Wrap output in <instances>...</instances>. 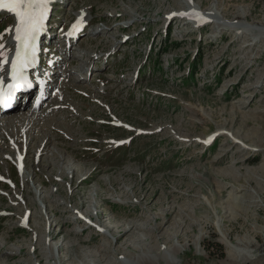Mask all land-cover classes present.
<instances>
[{"label": "rangeland", "instance_id": "374dc122", "mask_svg": "<svg viewBox=\"0 0 264 264\" xmlns=\"http://www.w3.org/2000/svg\"><path fill=\"white\" fill-rule=\"evenodd\" d=\"M81 9L92 25L57 52L76 58L56 76L73 70L72 84L36 115L21 112L29 127L21 113L1 118L0 173L18 187L0 182V264H264V0H59L55 33ZM194 13L211 18L196 25ZM1 14L2 45L15 21ZM90 50L104 57L87 63ZM115 116L151 131L121 155L109 138L139 132L113 126ZM128 221L136 227L117 238L113 226Z\"/></svg>", "mask_w": 264, "mask_h": 264}, {"label": "snow or ice", "instance_id": "6c2138e0", "mask_svg": "<svg viewBox=\"0 0 264 264\" xmlns=\"http://www.w3.org/2000/svg\"><path fill=\"white\" fill-rule=\"evenodd\" d=\"M2 9L13 13L18 21L15 28V40L18 42L16 57L11 65L13 83L7 86L8 92L4 91V82L0 79V104H5L11 100L17 88L29 83L26 70L35 63V42L44 27L48 0H0V10ZM2 48L0 45V49ZM0 56L4 57L5 63L8 62L5 53L0 51Z\"/></svg>", "mask_w": 264, "mask_h": 264}, {"label": "bare ground", "instance_id": "6f19581e", "mask_svg": "<svg viewBox=\"0 0 264 264\" xmlns=\"http://www.w3.org/2000/svg\"><path fill=\"white\" fill-rule=\"evenodd\" d=\"M48 7H49V3H48ZM184 10H186V11H183V12H181V14H185L184 15V17H187L188 15H191V11H188V9H184ZM5 12H9V11H7V10H5ZM135 12V11H134ZM1 13V12H0ZM11 13V12H10ZM131 17H134V18H136L137 16H135V14L134 13H128ZM84 16H86L87 17V14H83L82 15V19L80 18V20L78 21L79 23H78V25H74V26H76L77 27V29H79V28H85V25H86V22H84L85 20H86V17H84ZM191 18H193V19H195V22H196V24L198 25L199 23H203L202 21H204L205 19H209V18H211V17H208V15H198V16H196V15H194V16H192ZM14 19H16V17L15 16H13V17H8L7 18V22H10V21H12V20H14ZM91 21V20H90ZM81 22H83V23H81ZM81 23V24H80ZM222 25V24H221ZM5 26V25H4ZM3 26V27H4ZM0 30H1V28H0ZM80 33H82V32H80ZM12 34V33H11ZM11 34H10V36L9 37H7L5 40H4V42H3V45L5 46V48H3V50H0V51H2L3 53L4 52H6L10 47H12V45H13V42L15 41V37H13L12 39H11ZM53 34V33H52ZM51 33L49 34L50 36L52 35ZM6 36H7V33H6ZM5 37V36H4ZM57 45V44H56ZM62 45H64V44H62ZM58 55H60V54H58ZM58 62H60V60H57ZM8 66V67H7ZM9 68V61L7 62V63H5V62H2L1 63V66H0V79H2V77H3V75H4V73H5V71H7V69ZM62 68H64V67H61V65H56V67H54V68H52V70L56 73V74H59L60 73V71H61V69ZM51 69V68H50ZM47 75V74H46ZM63 75V74H62ZM46 79H48V81H47V83L46 84H48V86L49 87H52L53 85H54V82L52 81V78L51 77H46ZM58 84L55 82V86L54 87H56ZM29 87H32V84L30 83L29 84ZM34 88H35V86L33 87V88H29L28 90H20V91H17V97H16V100H15V102L11 105V107L10 108H8V109H4L3 110V116L4 117H7V116H10V115H12L13 113H21V112H26V114L28 113V114H31V113H29V112H27V111H22V108H24L25 107V104H27L28 102H30L31 100L29 99V96H30V94L32 93V91L34 90ZM36 88H39V90H40V87H39V82L38 83H36ZM51 91V92H50ZM47 92H50V93H52L53 91L49 88L48 90H47ZM38 93V89L36 90V93L35 94H37ZM57 95H58V92H56V94H55V96H56V98H57ZM30 104V103H29ZM29 104H28V106H29ZM5 114V115H4ZM22 114V113H21ZM32 115V114H31ZM18 117V119L19 120H21L20 118H22V119H24L26 122H27V126L29 127L30 126V121H33V118H31L30 116H29V118H31L30 120L29 119H26V116H25V114H22L20 117L19 116H17ZM21 121H23V120H21ZM19 126H20V124H18ZM27 126H25V127H27ZM30 128H25V130H29ZM31 139V138H30ZM205 144H206V146H208L209 144H210V141L209 140H207L206 142H205ZM24 161L26 160V156L24 157V159H23ZM94 174H95V172H94ZM92 172L88 175V178H93L95 175H94ZM86 179L84 178V179H82V181H85ZM16 182V181H15ZM18 183V182H17ZM81 183V182H80ZM3 186H5V185H3ZM71 210V209H70ZM73 211V210H72ZM168 214V213H167ZM30 216V215H29ZM72 216V215H71ZM76 217V219L77 220H81V217L78 215V216H75ZM74 217V218H75ZM24 221H26V216H24ZM57 223V222H56ZM87 223H91V222H87ZM124 223V224H123ZM122 224L121 223H118V224H116L115 226H113V228H112V230L113 231H116V232H118V236H117V238H127V236H128V233H130L131 232V230H133L135 227H136V225L135 224H131L132 222L131 221H128V222H123ZM127 224V225H126ZM165 224V222H162V223H159V225H157L156 227H154V229L155 230H157L158 232H160L161 230H163V225ZM57 226V225H56ZM89 227L90 226H84V228H83V231H85L86 229H89ZM64 229V228H63ZM82 231V232H83ZM52 233H53V237L55 236L56 237V233H58L56 230L54 231H52ZM148 234V233H147ZM228 233H226V235H227ZM150 236H152V234H150ZM228 236V235H227ZM54 237V238H55ZM228 239V238H227ZM83 241V240H82ZM245 243V242H244ZM244 245V244H243ZM152 247V246H151ZM145 251H146V248L144 249ZM150 250H151V248H150ZM149 250V251H150ZM104 251H107L106 249L104 250ZM152 251V250H151ZM177 251H179V250H177ZM159 252V251H158ZM146 253H147V255H148V252L146 251ZM154 253V252H153ZM153 261V260H148V261H142L141 262V264H151V262ZM156 261H159V260H156ZM41 262V261H40ZM109 264H111V263H109ZM153 264H154V262H153ZM157 264H160V261H159V263L157 262Z\"/></svg>", "mask_w": 264, "mask_h": 264}, {"label": "trees", "instance_id": "16d2710c", "mask_svg": "<svg viewBox=\"0 0 264 264\" xmlns=\"http://www.w3.org/2000/svg\"><path fill=\"white\" fill-rule=\"evenodd\" d=\"M205 248L211 253L216 250L218 252H221L222 255L224 254L223 245H221L220 243L216 241H210L208 244H205Z\"/></svg>", "mask_w": 264, "mask_h": 264}]
</instances>
